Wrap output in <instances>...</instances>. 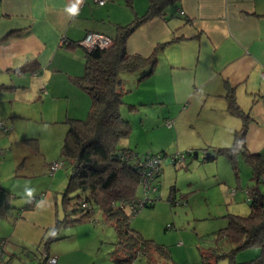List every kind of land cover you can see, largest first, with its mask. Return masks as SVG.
I'll return each mask as SVG.
<instances>
[{
  "label": "crops",
  "instance_id": "crops-1",
  "mask_svg": "<svg viewBox=\"0 0 264 264\" xmlns=\"http://www.w3.org/2000/svg\"><path fill=\"white\" fill-rule=\"evenodd\" d=\"M149 2L0 0V90L26 93L18 101L24 107L30 106L24 110L12 108L8 117L41 125L85 118L76 109L87 114L91 99L75 80L83 74L86 50L80 44L66 46L62 38L81 41L86 33L98 32L113 39L117 26L142 15ZM73 8L75 12L71 11ZM125 48L128 53L143 56L154 53L155 65L146 76V69L121 74V115L127 117V111L132 114V110L144 109L142 117L146 121L151 119L156 126L164 123L169 131L174 132V128L182 136V149L189 153L203 149L204 155L206 150L231 146L242 125V117L229 108V95H233L239 109L247 115L246 132L238 143L237 168L238 158H245L244 152L264 159V0H173L161 8V14L136 26L126 38ZM23 66L27 67L21 70ZM43 86L46 93L41 92ZM4 117L5 112L0 109V120ZM36 137L39 144H35L40 147L41 132ZM194 138L199 139L198 144L192 143ZM231 138L232 143L223 142ZM249 178L247 199L251 174ZM156 182L160 183L159 178ZM0 185L12 193L7 182ZM238 185L242 186V180ZM54 196L47 190L34 203L19 205L12 200L8 218L18 237L11 233L2 236L6 232H0V237L21 250L6 255L8 264L39 257L38 244L62 218H55ZM28 208L32 210L26 211ZM35 209L46 210V219H42L43 215L37 218ZM8 247L12 251L10 243ZM54 253L56 264H75L70 255ZM150 255L133 264H179L151 260ZM111 258L112 264L124 263Z\"/></svg>",
  "mask_w": 264,
  "mask_h": 264
},
{
  "label": "rangeland",
  "instance_id": "rangeland-1",
  "mask_svg": "<svg viewBox=\"0 0 264 264\" xmlns=\"http://www.w3.org/2000/svg\"><path fill=\"white\" fill-rule=\"evenodd\" d=\"M77 51L82 54L81 48ZM24 97L26 93L22 91L0 90V109L5 112L4 119L0 120L5 128L0 130V147L4 150V154L0 155V182H7L10 185L12 189L10 198L19 205L27 201L24 194L25 185L35 189L31 203L39 201V198L50 190L55 195L56 203L53 204L55 218L56 215L57 218L64 217L66 211L63 193L71 166L64 162L53 171L49 166L55 161H62L60 151L67 124L41 125L27 119L8 117V112L12 108L24 110L30 107L27 105L24 107L18 101ZM79 110L80 108H77L76 113L82 114L80 116L87 115L79 113ZM139 110L130 111L132 114L127 111V117L122 114L129 122L130 132L121 139V145L138 155L160 152L161 173L158 177L160 183L156 182L159 185L157 198L152 205L139 208L130 218V226L142 238L152 239L162 244L163 249L168 251L165 254L152 249L150 250L152 254L148 257L152 258L151 260H168L179 264H204L201 258L204 252L210 262L215 260V264H230L227 256L214 259L217 254L229 252L234 247L225 238H219L218 233L220 228H224L228 223L230 214L247 215L250 211L245 192L250 181V165L240 157L238 158L240 167L235 171L224 154L203 160V149H198V157L188 155L186 148L181 147L182 136L175 133L174 128L172 132L164 123L156 126L151 119L149 120L151 123L146 121V118L142 117L144 109ZM38 132H41L40 147L35 144L36 141L39 144L36 139ZM192 140V143L198 144V138ZM223 142L230 144L232 138ZM177 152L185 153L182 162L172 160V155ZM56 173L57 177L54 178ZM241 180L242 186L238 185ZM261 187H264V184ZM76 194V190L68 192L71 201L75 200ZM137 195L141 199L146 196L140 184L137 187ZM150 195L153 196L152 193ZM124 209L127 213L130 212L128 205H125ZM31 210L28 208L26 211ZM35 210L38 212L37 218L43 215L42 219H46L48 216L46 210ZM67 213L71 218L75 217L70 209ZM9 214L8 212L5 216H0V232H6L2 236L11 233L17 238L18 236L12 232ZM112 216L101 206L94 204L89 218L60 227L56 233L57 239L52 240L46 250H49L48 253L52 256H56L54 251L64 252L72 257L71 262L75 264H112V251L121 245ZM50 231L52 230L50 229L45 237ZM14 241L16 242L15 239ZM9 243L12 251L8 247ZM42 245L43 243H40L38 249L37 245L33 248L35 251L37 249L38 255H41L44 249ZM4 250L7 255L13 250L19 252L21 247L5 241ZM257 252L256 246H248L235 251L234 259L242 262L253 258ZM115 253L120 259L127 254L124 249Z\"/></svg>",
  "mask_w": 264,
  "mask_h": 264
},
{
  "label": "trees",
  "instance_id": "trees-1",
  "mask_svg": "<svg viewBox=\"0 0 264 264\" xmlns=\"http://www.w3.org/2000/svg\"><path fill=\"white\" fill-rule=\"evenodd\" d=\"M171 1L173 0H150L147 10L142 15L135 17L127 24L117 26V33L109 46L85 49L83 74L75 80V83L90 96L91 103L85 118L65 120L67 129L60 154L63 163L67 162L71 166V173L63 193L66 214L56 220L52 232L44 238L45 250L48 244L57 238L56 233L60 227L89 218L93 212V205L97 204L108 215H113L111 218L119 234L121 245L112 251L113 259L120 263L124 262L123 264H129V262L133 264L140 257L150 255L152 249L168 253L166 249H163L162 244L152 239L142 238L130 226V218L139 208L152 205L157 198L158 183L154 184L155 190L151 199L148 196L141 199L137 195L139 184L147 195L141 182L142 161L146 154L161 155V153L147 152L138 155L121 145V139L130 132V125L122 117L120 108L123 104L121 74L146 69L143 74L146 76L155 65L154 53L148 56L128 53L125 48L126 38L141 22L161 14V8ZM79 42L66 40L65 45L78 46ZM26 67L23 66L21 70ZM228 104L230 109L242 117V125L235 132L231 146L208 151L205 149L206 156H203V160H210L217 154H224L237 171L236 154L238 143L246 132L247 115L239 109L233 95H229ZM243 155L251 169L252 183L246 189L250 211L247 215L230 214L228 223L224 228H220L218 237L225 238L234 247L229 252L217 254L214 259L227 256L230 264H264V187H261L264 184V159L259 154L244 152ZM160 173L161 167L154 182L158 180ZM73 190H76L77 194L75 200L71 201L68 192ZM11 194V191L0 185V216H5L13 208ZM125 205L130 206L129 213L125 211ZM68 209L75 215L74 218L67 213ZM248 246L258 248L256 255L242 262L235 261V251ZM122 249L127 254L120 259L115 252L117 250L121 252ZM201 256L204 264H215V260L210 262L204 252Z\"/></svg>",
  "mask_w": 264,
  "mask_h": 264
},
{
  "label": "built area",
  "instance_id": "built-area-1",
  "mask_svg": "<svg viewBox=\"0 0 264 264\" xmlns=\"http://www.w3.org/2000/svg\"><path fill=\"white\" fill-rule=\"evenodd\" d=\"M98 4H104L107 0H93ZM180 13H183L181 11ZM63 44L66 43V39L62 38L61 40ZM112 43V38L98 33V32H88L86 35L81 39L79 44L83 46L86 50H91L93 47H106L109 46ZM42 93H46V89L43 86L41 88ZM167 124L170 125L171 122L167 121ZM5 129L3 124L0 122V130ZM3 148L0 147V155H3ZM160 159L161 155L160 154H146L142 164H143V169L141 173V182L143 186L145 187V190L147 191V195L150 199L155 190L154 186V180L155 176L159 173L160 171ZM185 159V153L184 152H177L172 155V160L174 162H182ZM63 164V161H55L52 163L49 168L51 171L55 170L57 167L61 166ZM147 198V197H146ZM130 207V206H129ZM4 244L5 240L0 239V264H8L6 262V253L4 250ZM57 257L50 255L45 249L41 252V255L39 257L22 263V264H56ZM129 264H132V262H129Z\"/></svg>",
  "mask_w": 264,
  "mask_h": 264
},
{
  "label": "clouds",
  "instance_id": "clouds-1",
  "mask_svg": "<svg viewBox=\"0 0 264 264\" xmlns=\"http://www.w3.org/2000/svg\"><path fill=\"white\" fill-rule=\"evenodd\" d=\"M79 2L82 3L83 0H79ZM71 11L75 12L76 9L73 8ZM34 191H35V189L30 188V187H28L27 185H25V187H24V194H25V196L27 197V202H28V203H31V199H32V197H33V193H34Z\"/></svg>",
  "mask_w": 264,
  "mask_h": 264
},
{
  "label": "water",
  "instance_id": "water-1",
  "mask_svg": "<svg viewBox=\"0 0 264 264\" xmlns=\"http://www.w3.org/2000/svg\"><path fill=\"white\" fill-rule=\"evenodd\" d=\"M189 155H192L193 157H198V151L194 150L191 153H188ZM204 157L206 156V154L203 155Z\"/></svg>",
  "mask_w": 264,
  "mask_h": 264
}]
</instances>
